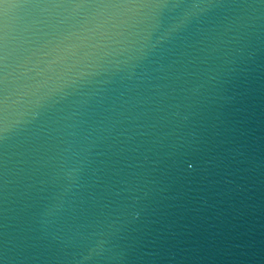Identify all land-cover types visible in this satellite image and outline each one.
<instances>
[{"label": "water", "instance_id": "obj_1", "mask_svg": "<svg viewBox=\"0 0 264 264\" xmlns=\"http://www.w3.org/2000/svg\"><path fill=\"white\" fill-rule=\"evenodd\" d=\"M0 264H264V0H0Z\"/></svg>", "mask_w": 264, "mask_h": 264}]
</instances>
